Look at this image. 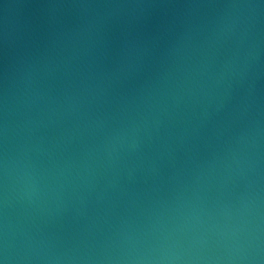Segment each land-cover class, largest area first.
<instances>
[{
  "label": "water",
  "instance_id": "obj_1",
  "mask_svg": "<svg viewBox=\"0 0 264 264\" xmlns=\"http://www.w3.org/2000/svg\"><path fill=\"white\" fill-rule=\"evenodd\" d=\"M4 228L12 264H264V3L0 0Z\"/></svg>",
  "mask_w": 264,
  "mask_h": 264
},
{
  "label": "clouds",
  "instance_id": "obj_2",
  "mask_svg": "<svg viewBox=\"0 0 264 264\" xmlns=\"http://www.w3.org/2000/svg\"><path fill=\"white\" fill-rule=\"evenodd\" d=\"M264 3V0H261ZM3 171L5 178L7 177V161L3 162ZM252 249L242 256L230 257V264H253L258 259V255L252 254ZM8 239V231L6 228L0 229V264H12L15 259L12 256ZM181 257L177 255H168L167 253H161L159 256L154 257H137L136 264H173V262L180 260Z\"/></svg>",
  "mask_w": 264,
  "mask_h": 264
}]
</instances>
